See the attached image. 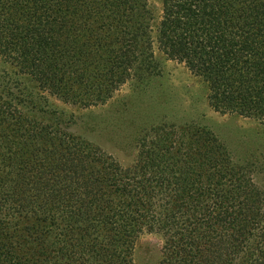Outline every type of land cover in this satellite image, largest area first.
I'll return each instance as SVG.
<instances>
[{
	"label": "trees",
	"instance_id": "obj_1",
	"mask_svg": "<svg viewBox=\"0 0 264 264\" xmlns=\"http://www.w3.org/2000/svg\"><path fill=\"white\" fill-rule=\"evenodd\" d=\"M149 2L0 0V264H136L154 231L159 264H264V0H161L156 24ZM155 44L212 109L258 122L249 155L196 122H136L131 99L122 127H142L124 167L30 98L105 105L134 78L146 91Z\"/></svg>",
	"mask_w": 264,
	"mask_h": 264
},
{
	"label": "rangeland",
	"instance_id": "obj_2",
	"mask_svg": "<svg viewBox=\"0 0 264 264\" xmlns=\"http://www.w3.org/2000/svg\"><path fill=\"white\" fill-rule=\"evenodd\" d=\"M161 8V0H150L149 9L155 24L161 15ZM153 53L157 65L161 67L160 75L152 80V86L146 91L137 88V79L134 78L105 105L84 108L63 102L39 89L29 88L30 98L37 105L44 106L46 111L55 110L65 120L75 122L73 132L101 147L124 167H131L137 158L135 134L142 127H122V122L129 120L127 112L120 109L126 107L131 99H138L139 102L129 114L147 113L142 115V121L136 122H196L208 126L235 156L244 158L243 154L247 150L249 155L252 148L249 149L248 144L254 141L255 134L262 129L258 122L216 112L210 106L207 84L202 79L194 76L185 65L168 60L156 44ZM34 113L39 119L47 117L44 113ZM150 115L152 117H147ZM261 178L258 182L263 186L264 177ZM166 199L158 197L157 202L163 203ZM164 242L160 231L141 235L135 247L136 264H159L163 257Z\"/></svg>",
	"mask_w": 264,
	"mask_h": 264
}]
</instances>
